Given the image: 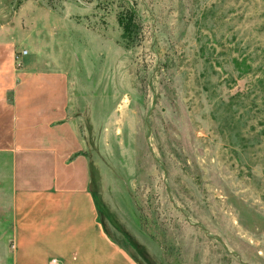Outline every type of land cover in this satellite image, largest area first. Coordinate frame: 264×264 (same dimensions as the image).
Segmentation results:
<instances>
[{
	"label": "rangeland",
	"instance_id": "obj_1",
	"mask_svg": "<svg viewBox=\"0 0 264 264\" xmlns=\"http://www.w3.org/2000/svg\"><path fill=\"white\" fill-rule=\"evenodd\" d=\"M0 23L70 73L100 218L140 264H264V0H0Z\"/></svg>",
	"mask_w": 264,
	"mask_h": 264
},
{
	"label": "crops",
	"instance_id": "obj_2",
	"mask_svg": "<svg viewBox=\"0 0 264 264\" xmlns=\"http://www.w3.org/2000/svg\"><path fill=\"white\" fill-rule=\"evenodd\" d=\"M7 30L0 23V184L10 264H140L100 218L70 73L42 45L16 58L22 49Z\"/></svg>",
	"mask_w": 264,
	"mask_h": 264
},
{
	"label": "trees",
	"instance_id": "obj_3",
	"mask_svg": "<svg viewBox=\"0 0 264 264\" xmlns=\"http://www.w3.org/2000/svg\"><path fill=\"white\" fill-rule=\"evenodd\" d=\"M125 21L121 22V24H123V29L125 30L126 35L130 34V27L133 25L132 23V18L131 15L134 16L135 15V10L133 7L129 6L127 10H125ZM129 14V16H128ZM128 37V36H126ZM129 38V37H128Z\"/></svg>",
	"mask_w": 264,
	"mask_h": 264
},
{
	"label": "built area",
	"instance_id": "obj_4",
	"mask_svg": "<svg viewBox=\"0 0 264 264\" xmlns=\"http://www.w3.org/2000/svg\"><path fill=\"white\" fill-rule=\"evenodd\" d=\"M26 53H27L26 50H21V52H19L15 57L17 58L18 55H24V54H26Z\"/></svg>",
	"mask_w": 264,
	"mask_h": 264
}]
</instances>
